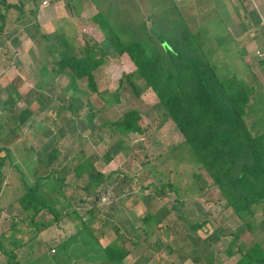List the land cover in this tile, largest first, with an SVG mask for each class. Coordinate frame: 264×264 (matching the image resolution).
Instances as JSON below:
<instances>
[{
    "label": "rangeland",
    "instance_id": "obj_1",
    "mask_svg": "<svg viewBox=\"0 0 264 264\" xmlns=\"http://www.w3.org/2000/svg\"><path fill=\"white\" fill-rule=\"evenodd\" d=\"M92 3L107 18L113 30L128 33L131 38H138L147 32L151 35L150 29H156L158 22L162 26L164 19L168 20L171 27H178L180 18L183 22V15L188 14L190 17L191 12L189 7L183 10L179 2L174 3V0H93ZM206 4L211 6L208 0ZM168 12L170 14L165 16ZM211 13L202 12L201 16L208 18ZM203 17L200 18L204 20ZM201 19L195 12L192 13L194 23ZM34 20L38 28L34 26ZM10 21L12 24L6 33V40L11 43H6V37L1 39L4 46L7 45V48H0V55L2 54L7 67L1 72L3 83H0V96L5 98L16 91L19 98L15 113L28 104L34 112L35 123L31 127L11 131L15 124L12 118L14 113L4 109V102L0 100V187L4 189L0 194V206L15 199L20 204L18 197L27 187L50 172L47 170L69 168L86 157L93 164V168L83 173L79 180L69 169L66 180L59 187L62 194L57 191L59 189L56 188L58 182L53 179L55 177L49 178L37 189V200L43 199L47 204H53L57 210L68 204L67 209L61 212L60 223H57V236L53 231H46L40 253L51 251L55 247L56 237H64L73 232L72 224L79 217H84L86 209L94 202L101 210L100 219L106 218L109 224V232L101 240L104 244L115 238L114 227L126 238L130 236L129 240L137 242L134 246L127 244L131 250L127 262L131 263L137 255L143 254L151 257L149 264H194L190 259H179L175 250L170 249L171 252L166 254L158 246L169 244L173 248L177 245L182 248L189 235L186 222H207L197 230V235L202 240L215 228L223 227L224 230L237 232L239 239L236 243L243 247L255 241L264 243V206L258 204L239 214H234L225 206L224 198L211 183L206 171L200 167L191 148L184 142L154 93L144 87L139 78H133L141 87L139 98L123 83L119 89V103H105V99L113 96L117 89L118 79L135 70L127 54L119 56L113 53L107 57L96 74L98 94L88 90L85 79L77 82L79 90L76 91V96L82 101L78 115L65 109L64 105L74 91L69 86L66 75L59 79L53 74L51 61L57 58V53L51 54L49 49L52 48L51 45L56 49H64V42L68 41L79 54L86 42H92L91 39L101 42L103 33L92 20L76 19L69 24V21L61 19L56 25L47 28H41L37 19L31 18V15L29 18ZM211 24L217 22L213 21ZM162 29L169 30L163 26ZM37 32L47 36L46 39H41L40 47L29 37L30 33L37 35ZM38 37L37 35L36 38ZM17 38L20 40L19 44L13 45L12 42L15 39L17 41ZM221 54H213L212 59L218 63L219 71L224 73L230 71L227 64L234 61V52L222 51ZM254 54L252 51L247 56L251 62V74L246 80L264 93L263 67ZM44 63L48 67L47 74L39 72ZM33 90L41 93L40 102L39 96L34 97ZM29 93L33 94L28 98ZM26 96L30 103L25 100ZM261 98L257 100L258 105L248 111L246 118L247 123L259 131L264 128V100ZM131 107L141 111L140 125L143 132L120 136L106 123ZM95 111L96 114L93 113ZM88 113L93 117L94 128L85 125ZM100 125L102 127L99 128ZM47 145L48 149L45 150ZM6 149L8 156L3 157ZM91 171L100 172L103 177H99L97 186L85 192L80 186L85 183L87 174ZM109 208L113 211L109 212ZM73 209L76 213L69 219L66 214ZM147 212L158 220L157 225L142 223L141 218ZM41 218L52 221L51 214L45 210ZM127 220L134 228L130 235L124 227ZM99 224L100 222L93 221L95 228ZM17 225L18 223L15 226ZM157 241L160 244L156 245ZM229 242V236H220L216 242H211L209 254L212 253L211 258L214 255L213 264H217L218 259L221 264H233L239 257L236 245H233L232 255L226 253Z\"/></svg>",
    "mask_w": 264,
    "mask_h": 264
},
{
    "label": "trees",
    "instance_id": "obj_2",
    "mask_svg": "<svg viewBox=\"0 0 264 264\" xmlns=\"http://www.w3.org/2000/svg\"><path fill=\"white\" fill-rule=\"evenodd\" d=\"M8 5L12 8L13 4ZM5 19V15L0 10V31L5 26ZM92 21L103 33L101 42L91 39L92 42H86L79 54L68 41L64 42V49H56L53 45L49 49V53H57V58L51 61L53 74L59 79L66 75L69 86L74 91L68 103L64 105L65 109L73 115H78L82 101L79 96H76V91L79 90L77 82L85 79L88 90L98 94L96 74L107 57L113 53L119 56L127 54L135 70L118 79L117 89L113 96L105 99V103H119V89L123 83L129 86L132 93L139 98L141 87L133 79L139 78L144 83L143 86L154 93L184 142L191 148L199 160L200 167L206 171L211 183L217 187L224 198L225 206L234 214L247 212L258 204L264 206V128L259 131L246 121L248 111L258 105L259 97L264 100V93L247 83L238 72L232 69L224 73L220 72L219 67L207 56L196 37L187 30L180 31L177 28L163 30L161 23L158 22L155 25L156 29H150L151 35L147 32L138 38H131L128 33L113 30L101 12L93 15ZM33 24L38 28L35 20ZM145 26L147 27L146 22ZM37 33L38 38L34 33H30L29 37L37 47H40L41 39H46L47 36ZM256 59L258 60L257 57ZM259 63L262 64L260 65L264 71L263 62ZM39 72L47 74V64H42ZM12 93L5 98L0 96V100L4 102V109L14 113L12 118L15 124L11 131L16 132L18 128L31 127L35 123V115L28 104L16 111L18 114L15 113L19 95L16 91ZM33 93L34 97L41 94L38 90H33ZM33 93H29L28 98ZM27 96L25 100L30 103ZM38 100L40 102V96ZM93 113L96 114L97 111ZM86 119L85 125L94 128L90 113L86 115ZM140 119L141 111L131 107L116 119L107 121L106 124L120 136H127L131 133L143 132ZM73 127L76 129L75 125ZM44 149L47 150L48 145ZM4 151L3 157L8 156V150ZM92 165V160L86 157L72 167L47 170L50 172L41 177L40 181L36 180L33 185L27 187L18 197L19 205L26 213L25 220L30 222L31 226L35 225V233L49 227L52 221L57 223L62 215L53 204H47L43 199L37 200L35 194L39 186L45 184L49 178L55 177L53 179L58 182L56 188L59 189L60 184L66 180L69 169L79 180L83 173L93 168ZM99 177L102 179L103 174L97 171L89 172L87 180L80 189L89 192L91 187L99 184ZM57 191L62 194L61 188ZM44 210L51 214L52 221L41 220L39 223L38 218ZM108 210L113 211L112 208ZM73 213H76L74 209L68 212L70 216H73ZM100 213L101 210L94 202L90 208L86 209L84 217H79L75 233L56 245L54 253L44 251L33 260L32 264L37 262L39 264H149L151 257L143 254L137 255L132 263L127 262L131 252L127 244L134 246L137 242L129 240L130 236L126 238L115 227L113 228L115 238L105 245L100 243V240L109 232V224L106 218L100 219ZM93 221L100 222L99 226H101L95 228ZM141 221L145 224L150 222L153 226L158 223L154 215L149 212L144 214ZM206 223L203 220L186 222L189 235L182 248L178 245L173 248L169 244L162 246L158 241L156 245L160 244L159 250H165L166 254L171 252L170 249L175 250L179 259L189 258L194 264H212L214 261L211 258L212 253L209 254L211 242H216L220 236H229L230 242L226 253L233 254V245L237 246L239 252V257L234 264H264V243L255 241L243 247L236 243L239 239L238 233L230 229L224 230L223 227L215 228L202 240L197 235V230ZM124 227L128 235L131 230L134 231L128 220ZM12 251V249L9 250L10 253ZM9 256L7 261L12 264L11 259L14 257Z\"/></svg>",
    "mask_w": 264,
    "mask_h": 264
},
{
    "label": "crops",
    "instance_id": "obj_3",
    "mask_svg": "<svg viewBox=\"0 0 264 264\" xmlns=\"http://www.w3.org/2000/svg\"><path fill=\"white\" fill-rule=\"evenodd\" d=\"M43 1L44 0L0 1V10L6 17L5 26L0 31V48H7V45L4 46L1 40L4 37H6V43H11L9 42L10 40H6L8 38L6 33L8 32L9 26L12 24L10 21L11 19L29 18L31 15V18L37 19L41 28H47L56 25L57 21L61 19L67 20V22L69 21V24L76 19H84L86 21L87 19L92 20V16L99 12L93 5V0H46V3H43ZM177 2H179L183 10H186L187 7L191 9V12H189L190 17L188 14H182L185 24L180 18L178 27H170L168 20L164 19L162 22L163 28H168L169 30L177 28V30L180 31H189L199 41L205 53L209 57L212 56L211 61L217 66L218 63L214 62L212 59L213 54L215 56L218 53L221 54L222 51H233L234 61L227 65L232 71L238 72V74L249 83L246 77L251 74V62L247 56L252 51L255 53L257 49H262L264 47V0H208L211 6L206 4L207 0H174V3ZM8 4H13L12 8H9ZM211 10L213 13H211ZM193 12L199 16V19L203 17L201 16L202 12H210L211 17H203L204 20L201 19L197 23H194L192 20ZM169 14L168 12L165 16ZM213 21L217 22V24H211ZM218 26L221 28H218ZM21 37H19V39H21ZM10 39H12V37ZM19 41L20 40L17 38V41L15 39L12 44H19ZM1 56L2 54L0 55V83H3V74L1 72L7 67V64L4 63L5 60L2 59ZM3 64L5 67H3ZM1 89L0 87V90ZM3 190V188L0 189V194ZM1 197L0 195V198ZM55 199L57 198L55 197ZM15 203L17 204L16 199L13 202H9V205L0 206V264H10L9 261H7V259L10 258L9 255H13L14 257V259H11L13 260L12 264H32L33 260L43 253H40V247L42 246V241L46 239L44 234L49 230L51 232L53 231L52 233H55L57 236V223H60L62 218L56 224L51 223L49 227L40 229L35 233V225L31 226L30 222L25 220L26 213L21 209L19 204L16 205ZM67 205L68 204L61 206V210L59 211L63 212L66 210ZM66 217L71 219L72 216L66 214ZM41 220L42 218L40 215L38 218L39 223ZM19 222H21V224ZM78 222L79 221H76L72 224L74 227L73 232L66 234L64 237H56L54 246L73 235L76 231ZM17 223L18 225L15 226ZM101 240L100 243L105 245ZM10 249L13 250L12 253L9 252ZM54 252L55 249L51 253ZM212 258H214V255ZM221 263V260L218 259L217 264Z\"/></svg>",
    "mask_w": 264,
    "mask_h": 264
},
{
    "label": "built area",
    "instance_id": "obj_4",
    "mask_svg": "<svg viewBox=\"0 0 264 264\" xmlns=\"http://www.w3.org/2000/svg\"><path fill=\"white\" fill-rule=\"evenodd\" d=\"M43 3H46V0L43 1ZM255 55L258 58V60L262 61L264 64V47L262 49H257L255 51ZM54 249H51V252H53Z\"/></svg>",
    "mask_w": 264,
    "mask_h": 264
}]
</instances>
